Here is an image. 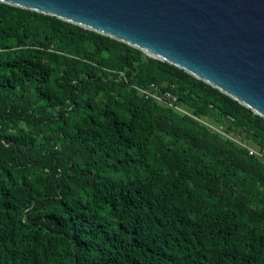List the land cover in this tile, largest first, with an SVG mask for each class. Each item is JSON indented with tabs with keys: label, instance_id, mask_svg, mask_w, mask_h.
I'll return each instance as SVG.
<instances>
[{
	"label": "trees",
	"instance_id": "obj_1",
	"mask_svg": "<svg viewBox=\"0 0 264 264\" xmlns=\"http://www.w3.org/2000/svg\"><path fill=\"white\" fill-rule=\"evenodd\" d=\"M151 83L190 114L145 96ZM232 137L264 153V118L129 44L0 2V264H264V154Z\"/></svg>",
	"mask_w": 264,
	"mask_h": 264
},
{
	"label": "water",
	"instance_id": "obj_2",
	"mask_svg": "<svg viewBox=\"0 0 264 264\" xmlns=\"http://www.w3.org/2000/svg\"><path fill=\"white\" fill-rule=\"evenodd\" d=\"M177 66L264 118V0H0Z\"/></svg>",
	"mask_w": 264,
	"mask_h": 264
},
{
	"label": "built area",
	"instance_id": "obj_3",
	"mask_svg": "<svg viewBox=\"0 0 264 264\" xmlns=\"http://www.w3.org/2000/svg\"><path fill=\"white\" fill-rule=\"evenodd\" d=\"M143 94H145V96H152L154 97L157 101L165 103L167 105H170L172 107H174V109L180 111V112H184V113H188L190 114L187 110H185L184 108H182L181 106L176 104L177 98L175 95H173L169 90H164L161 94L157 93L158 91V86H156V84L151 83L148 87L146 88H140L139 89ZM203 121V123H205L207 126H209V128L216 130L218 132H221L223 134H226L223 130L221 126H215L212 123L208 122L205 119H201ZM239 144L246 146L248 149V152L250 154H259V155H263V152H259L257 149H255L253 146L248 145L247 143H245L244 141H241L238 139V137L234 138Z\"/></svg>",
	"mask_w": 264,
	"mask_h": 264
}]
</instances>
